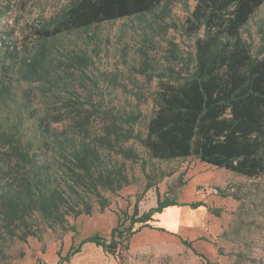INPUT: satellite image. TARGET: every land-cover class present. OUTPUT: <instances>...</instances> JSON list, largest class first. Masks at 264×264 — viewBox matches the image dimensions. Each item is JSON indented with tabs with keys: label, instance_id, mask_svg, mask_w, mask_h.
Returning <instances> with one entry per match:
<instances>
[{
	"label": "trees",
	"instance_id": "16d2710c",
	"mask_svg": "<svg viewBox=\"0 0 264 264\" xmlns=\"http://www.w3.org/2000/svg\"><path fill=\"white\" fill-rule=\"evenodd\" d=\"M172 1L188 14L184 29L194 37V53L181 71L155 70L157 86L150 94L154 110L143 133L135 130L140 111L127 115L103 105L99 79H92L88 71L92 57L63 37L145 16L158 7L167 17ZM191 1L194 6L189 9ZM263 4L264 0H69L33 27L29 44L10 49L3 40L0 259L10 242L40 238L37 221L68 233L74 231L68 218L103 213L110 205L103 192L117 193L131 185L119 168V157L138 158L125 146L131 140L150 160L193 158L249 179L264 178V36L257 47L243 37ZM87 84L98 91L97 99ZM94 117L99 119L97 126L92 125ZM184 185L182 177L167 181V193L154 207L139 214L136 204L129 225H120L118 218L108 239L94 235L87 242L123 264L134 234L143 228L163 230L151 223L156 215L179 206L176 196ZM153 186L148 183L144 189ZM198 206L206 207L197 202L190 209ZM180 240L195 253L191 241ZM81 246H71L57 264L68 262Z\"/></svg>",
	"mask_w": 264,
	"mask_h": 264
},
{
	"label": "rangeland",
	"instance_id": "374dc122",
	"mask_svg": "<svg viewBox=\"0 0 264 264\" xmlns=\"http://www.w3.org/2000/svg\"><path fill=\"white\" fill-rule=\"evenodd\" d=\"M68 1L0 0V48L3 40L10 49L29 44L34 40L33 27ZM193 6L188 2L189 9ZM168 9L167 17L158 7L145 16L102 23L63 37L92 57L88 71L92 79H99L103 105L127 115L140 111L135 130L143 133L154 110L150 94L157 86L155 70L181 71L194 53V37L184 29L185 7L172 1ZM260 36H264V4L243 30V37L252 39L256 47ZM86 89L92 90L89 84ZM92 91L97 99L98 91ZM98 120L94 117L92 125L97 126ZM125 146L138 155L135 161L119 157V168L131 185L117 193L103 192L110 204L103 213L68 218L74 227L68 233L50 230L37 221L40 238L10 242L0 264H57L71 246L79 245L80 251L62 264H118L87 239L94 235L108 239L118 218L120 225H129L136 204L139 214L154 207L157 198L162 200L167 193V181L179 177L185 181L176 196L179 206L154 217L151 225L163 230L143 228L132 236L123 264H264V178L249 179L193 158L158 162L148 159L132 140ZM148 183L154 186L145 191ZM197 202L206 207L190 209ZM180 239L191 241L195 253Z\"/></svg>",
	"mask_w": 264,
	"mask_h": 264
}]
</instances>
